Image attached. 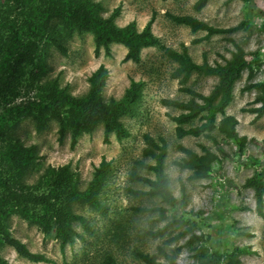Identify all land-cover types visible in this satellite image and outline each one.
Returning a JSON list of instances; mask_svg holds the SVG:
<instances>
[{
    "label": "rangeland",
    "instance_id": "obj_1",
    "mask_svg": "<svg viewBox=\"0 0 264 264\" xmlns=\"http://www.w3.org/2000/svg\"><path fill=\"white\" fill-rule=\"evenodd\" d=\"M95 1L101 5L102 16L118 6L119 13L114 18L117 25L134 22L141 29L153 14L151 30L159 37L160 45L143 47L137 61L123 60L126 47L117 41L109 44V54L103 49L96 54L91 31H77L62 18H54L49 32L64 52L49 40H43L39 56L24 67L19 94L10 104L25 105L37 99L41 90L53 82L73 96H82L88 90L87 77L103 63L108 68L101 89L104 100L119 98L131 80L142 83L134 112L120 117L127 134L117 138L110 133L104 142L103 123L98 122L81 133L70 147L69 130L63 141L58 142L56 119L49 117L44 128L37 131L32 115L7 114L5 128L10 139L25 146L33 145L35 149L36 159L28 166L23 181L34 182L47 166L68 164L77 187L85 189L102 158L109 161V169L97 191L96 203L72 206L74 212L87 220V229L73 222L81 237L62 248L54 227L44 232L37 222L12 214L7 220L11 234L50 260H28L2 242L0 255L11 264H107L109 255L117 264H146L139 253L152 255L163 263L168 261L166 254H169L175 256L177 264H264V207L263 215L256 213L253 188L244 186L245 180L264 165V114L254 120V112L248 110L259 104L256 99L260 87L256 84L264 82V0H208L200 9L194 8L196 0ZM8 4V0H0L2 14ZM166 11L190 14L218 27L239 22L243 25L232 32L204 37L205 30L193 31L187 25L177 24ZM233 41L243 47L252 66L251 76L249 69L244 68L235 80L232 99L224 109V114L236 117L238 133L247 137L243 150L238 151L234 141L217 127L209 131L214 139L192 134L176 137V123L170 115L181 110L163 104L162 99L187 100L190 94L182 87L207 94L217 76L199 72H191L186 79L173 76L177 63L164 54L161 45L177 50L186 47L197 63H223L231 57ZM222 116L216 113L217 124ZM200 121L197 117L183 126ZM145 133L166 141L163 171L176 198L173 204L158 194L132 191L147 190L149 185L147 181L131 179V173L154 178L151 169L137 163L153 162L142 154ZM178 143L198 153L208 148L217 154L208 176L191 178V170L175 164L184 156ZM250 158L259 159L260 164L251 163ZM0 177L4 178V173Z\"/></svg>",
    "mask_w": 264,
    "mask_h": 264
},
{
    "label": "trees",
    "instance_id": "obj_2",
    "mask_svg": "<svg viewBox=\"0 0 264 264\" xmlns=\"http://www.w3.org/2000/svg\"><path fill=\"white\" fill-rule=\"evenodd\" d=\"M9 4L0 12V242L12 247L15 252L31 261H49L44 253L30 250L19 238L11 234L7 220L12 214H18L30 221L37 222L44 232L54 227L55 236L60 239V246L71 243L81 235L75 231L73 222H79L88 228L85 217L72 210L75 203H96L97 191L101 187L109 169V161L102 158L95 166L92 177L85 189L77 187V181L68 164L57 167L47 166L34 182L22 180L31 162L36 159L33 145L25 146L13 141L5 126L8 124L7 114L32 115L35 118L37 131L44 128L49 117L57 120L59 143L63 141L66 130L70 131V147H73L78 136L90 130L96 123H103V141L107 142L110 133L117 138L127 134V130L120 120L126 114H132L141 96L140 80H131L129 86L119 98L104 100L101 89L108 76L105 64H99L87 77L88 90L82 96L71 95L65 87H59L56 82L41 90L37 99L25 105L10 104L19 94L24 67L35 57L39 56L41 42L49 40L62 52L64 48L49 32V25L54 18H62L69 27L77 31H91L94 37V52L98 54L103 49L109 54V44L113 41L121 42L126 47L123 60L139 59L140 50L151 45H160V39L151 30L154 19L152 14L145 25L138 29L134 22L117 25L114 18L119 13L118 6L107 15L99 13L101 5L95 0H8ZM208 0H196L195 9L203 7ZM13 11V12H12ZM12 13V14H11ZM11 14V15H10ZM173 22L184 24L191 30H205L204 37L213 33L232 32L242 27L243 23L230 27H218L208 24L190 14L165 13ZM234 50L231 57L223 63H197L192 60L186 47L181 50L162 46L165 55L177 63L173 76L186 79L191 72L217 76V82L212 89L203 94L189 87L182 90L190 94L187 100L164 98L162 103L173 106L181 111L170 117L175 121V135L178 138L187 134L195 136L206 135L214 139L209 131L215 127L223 135L236 144L238 151H242L247 141L245 135H240L236 129L237 119L232 114H224L225 107L232 99L235 80L244 68L252 74V66L243 47L233 41ZM260 95L256 101L258 105L248 110L254 112L253 119L264 114V82H259ZM216 113L223 116L216 123ZM200 122L190 127L183 124L194 118ZM145 146L144 156H149L153 162L138 160L140 166L151 169L154 178H148L137 173H131L130 178L147 181V190H132L136 194H158L164 200L175 203L176 198L169 187V181L163 171L167 144L163 137L153 138L148 133L143 135ZM177 147L184 156L175 161L180 168L191 170V178L206 177L210 174L213 164L217 161V154L203 148L201 153L178 143ZM253 164H260L257 158L249 159ZM9 180V181H8ZM244 186L252 187L255 197V210L263 215L264 207V165L249 176ZM160 232V231H158ZM242 251V249H239ZM146 264H177L175 256L166 254V263L158 262L154 256L139 253ZM107 264H117L109 255ZM0 264H11L0 255Z\"/></svg>",
    "mask_w": 264,
    "mask_h": 264
}]
</instances>
